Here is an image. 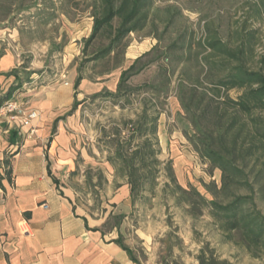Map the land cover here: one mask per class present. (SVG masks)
Instances as JSON below:
<instances>
[{
  "label": "rangeland",
  "instance_id": "1",
  "mask_svg": "<svg viewBox=\"0 0 264 264\" xmlns=\"http://www.w3.org/2000/svg\"><path fill=\"white\" fill-rule=\"evenodd\" d=\"M97 1L99 0H0L1 52L5 46H10L20 64L16 73H20L24 80L27 76L34 75V78L38 79L37 86L48 85L56 76L67 75L69 69H78L86 59L95 57L96 51L110 44L107 35L97 37L84 53L85 41L91 37L94 30L93 17ZM153 2L149 27L128 37L129 46L124 55L130 47V51L139 50L141 57L159 44L160 53L168 52L171 57L181 56L187 50V44L191 42L193 47L196 46L192 50L191 60L185 66H176V72L168 76V82L161 72L163 66L170 62L161 56L160 60L128 81L134 89V95L118 100L109 97V94L117 93L122 73L135 60L128 59L125 55L124 62L115 70H111L115 66L114 56H111V59L86 62L82 66L83 75L91 84L103 86L99 93L85 98L86 106H95L94 110L87 114L97 118L95 125L90 123L91 129L100 131L102 138L112 139L120 131L125 153L131 141L126 123L130 120L136 121L142 115L145 104L150 107V102L157 106V111H161L157 134L153 138L154 141L158 140L155 149L159 148L160 152L163 149V153L157 156L160 164L154 165V170L158 172L157 186L152 189V182H144L146 188L135 202L133 215L129 222L123 225V233L127 237L124 241L133 248L136 257L143 264H264L262 246H248L237 232L223 231L209 209H205L198 217L193 216L187 210V204L178 203L172 196V188H166L169 183L166 168L170 161L167 157L168 151L177 144L185 147V153L192 160L178 171L174 168L173 160V168L180 185L184 189L193 185L208 200L215 198L208 190L212 189L221 204H227L232 199V192L219 191L222 185L220 171L212 172L188 139L189 137L198 143L207 132L217 134L218 127L215 123L196 124L198 115L187 113L181 108L178 99L182 80L180 75L185 69L191 76L201 72L203 86L205 89H211V75H207V68L202 72L200 66L202 57L208 53H203L202 46L198 45L210 35H216L231 48L238 49L245 36L251 34L254 38L244 63L252 71L262 69L264 0ZM117 23L115 20L113 27H116ZM172 45H178V48L167 49ZM145 46L149 50H145ZM197 53H202V56L197 57ZM155 58L156 53L145 58L143 62ZM214 60L222 61L220 58ZM231 64L235 65L233 62ZM26 68L31 70L25 72ZM110 70L109 74L102 75ZM215 75H219L218 72H215ZM144 85L151 89H142ZM228 95L233 100L239 97L236 91H231ZM223 111L224 107L220 106V113ZM227 113L226 120L237 117L240 123L238 128L243 127L239 145L248 147L257 144L254 121L264 125V112L255 111L251 116H246L238 115L235 110L229 108ZM149 114L154 117L156 113L150 111ZM134 140L135 144L145 141L139 140L137 135ZM108 142L110 143L109 140L104 143L105 147ZM180 151L183 152L182 149ZM247 165L246 172L249 174L253 191L243 188L236 194L254 197L256 208L264 215V151L259 150ZM115 223L122 224L123 219L105 225L104 230L114 229ZM142 236L145 237L144 240H141Z\"/></svg>",
  "mask_w": 264,
  "mask_h": 264
},
{
  "label": "crops",
  "instance_id": "2",
  "mask_svg": "<svg viewBox=\"0 0 264 264\" xmlns=\"http://www.w3.org/2000/svg\"><path fill=\"white\" fill-rule=\"evenodd\" d=\"M129 49L125 55L137 60L140 51ZM16 58L10 46L0 48V99L24 80L12 73L20 67ZM68 71L40 86L33 75L12 95L38 113L30 126L0 118V162L8 159L12 172L0 180V264H143L122 229L135 207L130 184L105 147L109 137L91 129L97 118L87 115L95 106L85 98L103 86L85 77L76 89L79 71ZM184 149L174 144L168 151L176 171L192 161Z\"/></svg>",
  "mask_w": 264,
  "mask_h": 264
},
{
  "label": "trees",
  "instance_id": "3",
  "mask_svg": "<svg viewBox=\"0 0 264 264\" xmlns=\"http://www.w3.org/2000/svg\"><path fill=\"white\" fill-rule=\"evenodd\" d=\"M96 5V12L93 17L94 30L91 37L85 41L84 53L97 37L107 35L110 44L106 48L96 51L95 57L86 59L78 68L79 77L75 82L76 89L80 87L81 82L85 78L82 66L86 62L111 59V56H114L115 66L111 70H115L122 65L125 60V50L129 46L128 37L149 27L154 2L153 0H99ZM115 20L118 23L116 27H113ZM253 38L251 34L247 37L245 36L244 42L238 49L231 48L216 35H210L203 43L198 44L202 46L203 53H208L207 56L202 57L200 66L202 67V72L207 68V75H211V89H205L203 86L204 84H202L200 79L201 72L196 76H191L185 69L180 75L182 80L180 81L178 99L181 108L186 110L187 113L198 115L196 124L211 125L215 123L218 127L217 134L207 132L203 134L198 143L189 137L188 139L193 143L194 150L200 155L202 161L210 166L211 171H220L222 185L219 191L223 193L232 192V199L227 204H221L216 199L215 192L212 189H208V186L209 193L215 196L213 200H208L193 185L184 189L177 180L172 160L166 165L169 181L166 184V188H172V196L175 197L178 203L184 202L187 204V210L193 216L198 217L203 214L205 209H209L210 214L220 223L223 231L227 233L237 232L243 237L248 246H262L264 248V215L256 208L254 197L251 195L238 196L236 194L243 188L253 191L246 169L248 161L259 150L264 151V125L254 121L256 123L255 130L258 143L244 147L239 145L243 132L242 126L238 128L239 120L237 117L226 120L229 108L235 110L238 115L246 116H251L255 111L264 112V67L258 71H252L244 63V59L248 54L247 51L251 49ZM158 45L153 47L151 52L135 60L122 73L117 93L109 94V97L122 100L127 96H133L134 89L128 84V81L160 60L161 56L169 59L170 62L168 65L163 66L161 72L168 82V76L175 74L176 68L185 66L192 58V50L196 48L190 42L187 44V50L181 56L171 57L168 52L160 53ZM169 48H178V45L167 47V49ZM154 53L157 54V58L149 62H143L145 58ZM196 55L197 57L202 56V53H197ZM214 58H220L222 61L216 62ZM232 62L235 65H232ZM261 64L264 65V59ZM171 65H173L172 68ZM111 70L102 73V75H105V73L109 74ZM215 72H218L219 75H215ZM12 73L16 74V71ZM30 77L27 76L25 80H21L17 85H12L9 92L0 99V106L7 103L14 93L21 91L23 81L29 82ZM141 88L151 89L147 85ZM154 89L152 88V90ZM231 91L239 93L237 100L231 99L228 95ZM220 106L225 109L222 113H220ZM156 107L151 102L150 107L145 104L142 115L136 121L130 120L126 123L131 140L127 154L124 152L122 145L124 141H122L120 131L114 139L109 138L110 143L108 142L107 145L108 148L111 145L109 150L113 151L114 149L115 161L120 166L119 174L126 177L130 184L133 202H136L140 194L145 190L144 182L146 180L152 182V189L157 186L158 172L154 170V165L160 164L157 160L160 149H155V146L158 145V140L154 141L153 138L157 134V122L161 116V111H157ZM149 110L156 113L154 117L149 114ZM135 135H137L139 140H145L144 143L135 144ZM2 165L5 174L1 175L0 173V180H10L12 174L10 172V161L7 159L3 163L0 162V167ZM119 244L124 248L120 241ZM125 250L130 254L126 248Z\"/></svg>",
  "mask_w": 264,
  "mask_h": 264
},
{
  "label": "built area",
  "instance_id": "4",
  "mask_svg": "<svg viewBox=\"0 0 264 264\" xmlns=\"http://www.w3.org/2000/svg\"><path fill=\"white\" fill-rule=\"evenodd\" d=\"M38 117L36 111L29 110L26 104L17 98H12L0 106V118L4 119L8 125H14L19 129L27 128Z\"/></svg>",
  "mask_w": 264,
  "mask_h": 264
}]
</instances>
